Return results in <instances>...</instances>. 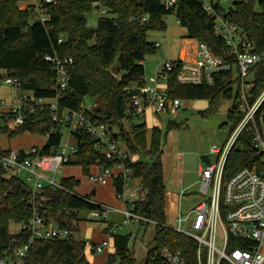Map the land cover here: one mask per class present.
<instances>
[{"label":"trees","instance_id":"16d2710c","mask_svg":"<svg viewBox=\"0 0 264 264\" xmlns=\"http://www.w3.org/2000/svg\"><path fill=\"white\" fill-rule=\"evenodd\" d=\"M93 1L55 0L45 3L43 8L49 19L42 22L35 18L33 6L20 8L18 0H0V85L4 78L11 76L19 89L29 90L38 97L54 98L56 71L45 56L71 57L67 86L58 97V104L61 108L78 109L86 95L100 101L101 105L90 109L89 113L110 127L115 125L117 132L113 136L135 158H104L94 146L95 139L85 131L75 129L71 130V136L78 143V151L69 164L81 166L86 176L91 173L93 165L111 168L121 162L130 168V178L139 179L143 193L142 199L135 201L133 206L134 211L145 218L140 223L154 224V238L158 243L182 247L186 239L164 226L167 193L161 160L164 136L158 126H152L148 133L146 121L134 123L133 118L126 116L127 93L124 88L143 82L144 58L156 51L155 42L147 38L148 33L166 30L163 18L166 14L175 13L179 24L186 29V37L207 42L216 54L231 58L228 47L215 33L213 18L196 0L182 1L175 11L164 8L159 0H96L106 8V14L91 25L87 15L94 8L98 9L92 5ZM235 5V9L226 12L227 17L240 26L255 51H261L264 47V0H237ZM117 60L118 72L114 74L111 67ZM236 73L235 68L216 73L212 84H182L175 80L173 73L168 83L169 92L171 97L206 99L208 105L202 113L217 109L223 99L230 100L227 122L221 124L227 123L230 134L243 116L239 109L240 91L236 85L234 87ZM263 89L264 62L254 67L252 98ZM51 114L48 105L33 112L27 111L22 124L13 128L0 125V135L7 134L11 138L26 131L48 134L37 152L40 155L52 153L63 134L62 123L53 121ZM8 117L1 115L0 118L5 121ZM124 120L129 123L128 127L124 126ZM178 125L168 123V126ZM257 126L261 127V124L257 123ZM9 151L10 148H3L0 143V251L15 244L13 238L16 244L27 242L29 235L26 232H11L9 227L11 223L27 221L36 211L47 222L68 228L71 234L65 239L34 240L27 264H91L86 251L94 252L93 247L87 246L84 238L74 237L73 233L79 231V213L97 209L100 203L92 201L89 194H78L75 187L80 181L73 176L62 177L61 187L46 184L41 191L34 193L19 176H6L7 169L1 157ZM245 165L264 172V153L253 146L252 133L247 126L241 130L228 153L224 177ZM113 185L116 195L123 191L121 177H115ZM128 239L127 234L112 236L117 250L108 255L106 264L116 258L120 264H135L132 252L127 249ZM187 255L192 257L191 252Z\"/></svg>","mask_w":264,"mask_h":264},{"label":"built area","instance_id":"2783aa9c","mask_svg":"<svg viewBox=\"0 0 264 264\" xmlns=\"http://www.w3.org/2000/svg\"><path fill=\"white\" fill-rule=\"evenodd\" d=\"M182 1L184 0H159L164 8L172 11H175ZM196 1L200 3L201 9L213 18L214 31L225 42L231 58L216 54L203 40L187 37L190 42L186 45L184 55L179 52L175 59L160 61L152 75L146 77L143 74L141 84L124 88L127 93L125 114L130 118L141 119L145 118L147 112L154 115L179 108L182 98L171 97L169 92L168 83L173 73L175 80L182 84H212L216 73L235 68L236 87L240 91L239 109L243 116L221 146L210 148V152L216 154L214 161L209 159V163L199 164L200 200L182 212L179 206L186 189H181L173 193L175 202L173 209H170L171 214L168 215L169 212L165 210L164 226L186 239L182 247L156 241L154 247L146 249L142 264H264V172L245 165L228 177L223 175L228 153L244 127L247 126L251 130L253 146L264 153V89L257 97L252 98L250 89L253 80L247 79L250 74L254 77L255 65L264 62V47L261 51H255L240 26L227 17L226 12L235 9L237 0ZM30 2L35 11V18L42 22L49 19L43 5L55 0ZM92 5L106 14V8L98 1H93ZM154 44L156 47L160 45L159 42ZM45 59L56 71L53 83L56 96L38 97L29 90L20 89V93L14 95L8 105L4 100H0V107L5 108L11 119V122L5 121V125L9 128L18 126L24 122L25 112H33L36 108L42 109L48 105L52 111L51 119L60 121L62 128H68L70 134L71 130L81 129L95 139L94 146L102 157L112 160L131 158L120 146L119 140L113 136L115 132L112 127L93 118L89 113L90 109L84 104L78 109L61 108L58 104V97L67 86V71L72 58L53 54L46 55ZM3 81L15 85V79L11 76H7ZM257 123L261 124V127H258ZM37 149H10L3 155L1 160L7 169L6 176H18L20 172H25L23 180L34 193L41 191L46 184L53 188L61 187L60 180H55V174L58 168L69 163L78 151L77 141L73 138L72 141L62 143L61 140L54 152L44 155H40ZM114 167H118L119 171L113 173L112 167H97L95 172L91 171L88 175V180L92 184H104L110 176L121 177L123 191L117 196L125 198V191L131 185L132 170L121 162ZM128 195L126 207L120 210L124 215L122 222L131 224L135 220H144L133 207L135 201L143 197L140 188L130 190ZM88 215L90 219L105 220L106 207L100 204L99 208L89 211ZM19 225V231L26 232L29 239L27 242L16 244V239L13 238L15 244H9L0 251V264H27L28 252L34 240L65 239L71 234L68 228H60L47 222L36 211ZM106 228L110 234L109 239H102L98 243L85 239V243L92 246L93 251L97 253L111 248L116 253L117 248L112 242V236L117 234V229L111 225ZM186 251L191 252V258ZM109 264H120V260L116 258Z\"/></svg>","mask_w":264,"mask_h":264},{"label":"rangeland","instance_id":"374dc122","mask_svg":"<svg viewBox=\"0 0 264 264\" xmlns=\"http://www.w3.org/2000/svg\"><path fill=\"white\" fill-rule=\"evenodd\" d=\"M31 0H18V6L25 8L30 6ZM228 1L226 2V5ZM105 13L101 9H93L87 15L88 23L94 25L97 19ZM166 30L151 31L148 33V40L159 42L156 51L152 54H147L144 58V75L150 76L154 73L156 66L160 61L166 59H175L180 55L185 54L186 45L190 40L186 41V29L179 24L175 13L164 15ZM247 79L253 80V74H250ZM236 84H234L235 87ZM20 89L11 83L1 82L0 85V100H4L8 105L14 95H18ZM83 104L88 109H93L95 106H100V101L94 100L86 95L83 98ZM208 105L206 99H182V104L179 108L170 110L169 112H161L152 114L147 112L145 118H133L132 122L138 123L146 121L148 133L151 127L156 125L162 131L164 136L161 160L163 166V181L166 190L172 193H177L181 189H186L185 196L181 199L180 210L184 212L190 205L200 200L199 191V175L197 171L198 164L202 162L201 155L206 154L210 161H214L216 154L210 152L212 146H221L229 135V127L221 125L227 122V110L231 105V101L223 99L219 107L208 113H202ZM5 108L0 107V117L9 116L5 121L11 122L10 115L5 112ZM7 114V115H5ZM0 118V125L6 122ZM179 124L177 127L168 126L169 122ZM5 122V123H4ZM124 126L128 127L129 123L124 120ZM7 126V125H6ZM9 128V127H8ZM113 132H117V127L112 126ZM62 143L72 141V136L68 128H62ZM46 134H34L26 131L15 137L9 138L7 134L0 135V143L3 147L21 148L30 150L32 147L39 148L45 142ZM121 144V143H119ZM122 145V144H121ZM131 158H135L131 155ZM113 168V167H112ZM97 168L92 167V172ZM113 173L118 172V169L112 170ZM71 175L80 181L76 192L80 195L89 194L91 200L100 202L106 207L105 220L99 218L90 219L87 211H81L79 216V231L74 232L73 236L84 238L93 243L101 242L102 239H109L107 228L109 223L114 226L118 234H127L129 236L127 249H129L135 258V264H142L145 260L146 249L154 247V224L152 222L140 223L135 220L131 224H124L122 219L124 215L120 211L126 207V201L129 198L128 192L139 189V179H130V186L125 191V198H119L115 194L112 185V178L108 177L105 184H96L94 187L88 180L79 165L64 164L60 166L55 174V180L59 181L62 177ZM20 178H25V172H20ZM92 190L95 193L92 194ZM168 215L171 214L170 206H165ZM171 209V208H170ZM106 228V230H105ZM11 232L20 230L19 223H11L9 227ZM86 251V256L91 264H105L106 253Z\"/></svg>","mask_w":264,"mask_h":264},{"label":"crops","instance_id":"0c3cea01","mask_svg":"<svg viewBox=\"0 0 264 264\" xmlns=\"http://www.w3.org/2000/svg\"><path fill=\"white\" fill-rule=\"evenodd\" d=\"M143 63H144V61H143ZM3 147V146H2ZM3 148H10V149H21V148H12V147H3ZM24 150V149H23ZM201 163V162H200ZM199 163V164H200ZM199 164H198V167H197V171H198V168H199ZM93 166H95L96 168H97V166L96 165H93ZM92 166V167H93ZM81 167V166H80ZM92 167H91V171H92ZM115 169H119L118 167H113V170H115ZM199 175V174H198ZM68 176H71V175H68ZM86 176V175H85ZM114 176V175H113ZM113 176H110L111 178H112V185H113V179H114V177ZM87 177V176H86ZM91 183V182H90ZM105 184V183H104ZM103 185V184H102ZM93 186L95 187L96 186V184H93ZM78 187V186H77ZM77 187H75V188H77ZM113 187H114V185H113ZM114 190H115V187H114ZM94 193H95V190H94ZM115 194H116V192H115ZM117 196V195H116ZM174 202H175V195L172 193V192H170V194H168V192L166 193V205H168V206H170V208H172L173 209V204H174ZM100 203V202H99ZM101 204V203H100ZM170 208H169V210H170ZM109 225H110V223H109ZM106 230V229H105ZM104 239V238H103ZM112 249V250H111ZM110 250H106L107 252V255H106V260H107V257H108V255H111V254H113L114 253V250H113V248H111ZM106 260H105V264H106Z\"/></svg>","mask_w":264,"mask_h":264},{"label":"water","instance_id":"95a60500","mask_svg":"<svg viewBox=\"0 0 264 264\" xmlns=\"http://www.w3.org/2000/svg\"><path fill=\"white\" fill-rule=\"evenodd\" d=\"M118 66H119V61L117 60L115 64L111 67V72L116 74L118 72ZM201 159H202V162L206 164L209 163V158L206 154L201 155Z\"/></svg>","mask_w":264,"mask_h":264}]
</instances>
